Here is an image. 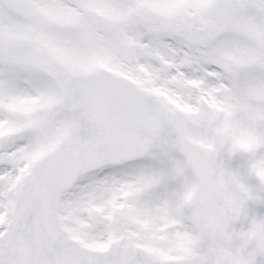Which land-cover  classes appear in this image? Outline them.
<instances>
[{"label":"snow or ice","instance_id":"obj_1","mask_svg":"<svg viewBox=\"0 0 264 264\" xmlns=\"http://www.w3.org/2000/svg\"><path fill=\"white\" fill-rule=\"evenodd\" d=\"M0 264H264V0H0Z\"/></svg>","mask_w":264,"mask_h":264}]
</instances>
